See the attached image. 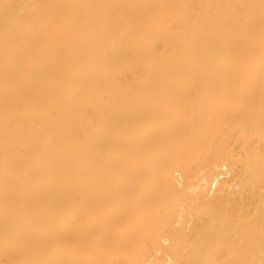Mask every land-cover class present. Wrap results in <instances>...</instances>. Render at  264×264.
I'll return each mask as SVG.
<instances>
[{
  "label": "bare ground",
  "instance_id": "obj_1",
  "mask_svg": "<svg viewBox=\"0 0 264 264\" xmlns=\"http://www.w3.org/2000/svg\"><path fill=\"white\" fill-rule=\"evenodd\" d=\"M0 264H264V0H0Z\"/></svg>",
  "mask_w": 264,
  "mask_h": 264
}]
</instances>
